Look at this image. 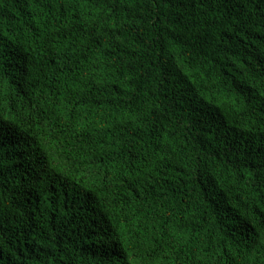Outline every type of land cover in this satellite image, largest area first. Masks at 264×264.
I'll use <instances>...</instances> for the list:
<instances>
[{
  "label": "trees",
  "instance_id": "1",
  "mask_svg": "<svg viewBox=\"0 0 264 264\" xmlns=\"http://www.w3.org/2000/svg\"><path fill=\"white\" fill-rule=\"evenodd\" d=\"M0 264H264V0H0Z\"/></svg>",
  "mask_w": 264,
  "mask_h": 264
}]
</instances>
